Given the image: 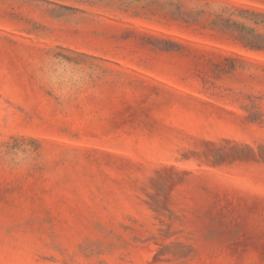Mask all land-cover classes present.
I'll return each mask as SVG.
<instances>
[{"label": "rangeland", "instance_id": "obj_1", "mask_svg": "<svg viewBox=\"0 0 264 264\" xmlns=\"http://www.w3.org/2000/svg\"><path fill=\"white\" fill-rule=\"evenodd\" d=\"M0 264H264V0H0Z\"/></svg>", "mask_w": 264, "mask_h": 264}]
</instances>
